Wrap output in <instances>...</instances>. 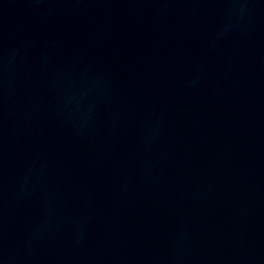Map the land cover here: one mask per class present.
<instances>
[{
  "label": "water",
  "instance_id": "1",
  "mask_svg": "<svg viewBox=\"0 0 264 264\" xmlns=\"http://www.w3.org/2000/svg\"><path fill=\"white\" fill-rule=\"evenodd\" d=\"M0 264H264V0H0Z\"/></svg>",
  "mask_w": 264,
  "mask_h": 264
}]
</instances>
